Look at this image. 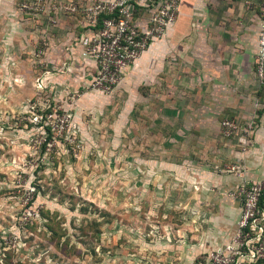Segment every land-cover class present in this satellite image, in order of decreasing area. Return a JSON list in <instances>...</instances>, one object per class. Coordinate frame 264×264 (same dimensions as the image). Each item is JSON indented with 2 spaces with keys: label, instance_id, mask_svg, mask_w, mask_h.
I'll use <instances>...</instances> for the list:
<instances>
[{
  "label": "rangeland",
  "instance_id": "obj_1",
  "mask_svg": "<svg viewBox=\"0 0 264 264\" xmlns=\"http://www.w3.org/2000/svg\"><path fill=\"white\" fill-rule=\"evenodd\" d=\"M53 3L0 0V264H168L191 241L175 232L190 229L182 202H160L176 190L159 165L174 91L158 75L92 91L77 41L54 64L53 15L67 11Z\"/></svg>",
  "mask_w": 264,
  "mask_h": 264
},
{
  "label": "crops",
  "instance_id": "obj_2",
  "mask_svg": "<svg viewBox=\"0 0 264 264\" xmlns=\"http://www.w3.org/2000/svg\"><path fill=\"white\" fill-rule=\"evenodd\" d=\"M61 1L54 0V6ZM71 1L78 12L67 10ZM88 1L63 0L67 12L53 15L51 60L66 63L63 51L77 41L81 54L72 57L82 59L94 76L96 66L83 42L89 30L82 7ZM258 15L256 0H179L176 22L122 75L121 83L158 75L161 87L174 91L173 111L161 116V131L168 130L169 140L160 138L159 165H174L177 178L165 185L176 190L161 195L160 202H182L190 229L175 232L191 241L172 246L168 264H194L222 250L235 235L241 213L231 193L245 182L264 180V83L255 72ZM227 119L252 125L248 138L239 133L224 138L220 124ZM232 165L240 167L238 173L226 171Z\"/></svg>",
  "mask_w": 264,
  "mask_h": 264
},
{
  "label": "built area",
  "instance_id": "obj_3",
  "mask_svg": "<svg viewBox=\"0 0 264 264\" xmlns=\"http://www.w3.org/2000/svg\"><path fill=\"white\" fill-rule=\"evenodd\" d=\"M256 2L259 33L255 72L264 83V0ZM75 6L71 1L67 10L75 13ZM82 13L89 30L83 42L96 66L90 88L108 95L121 83L124 71L176 22L179 0H90L82 7ZM220 127L224 138L237 133L248 138L253 129L252 125L229 119L222 121ZM239 170L238 165L226 167L228 172ZM231 197L241 203L235 235L222 250L212 251L194 264H229L240 259L257 262L264 258V180L243 183Z\"/></svg>",
  "mask_w": 264,
  "mask_h": 264
}]
</instances>
